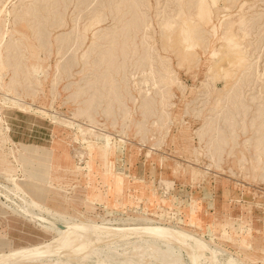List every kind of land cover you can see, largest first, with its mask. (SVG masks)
I'll use <instances>...</instances> for the list:
<instances>
[{
	"label": "rangeland",
	"instance_id": "obj_1",
	"mask_svg": "<svg viewBox=\"0 0 264 264\" xmlns=\"http://www.w3.org/2000/svg\"><path fill=\"white\" fill-rule=\"evenodd\" d=\"M36 1L0 0V117L14 141L38 145L23 146L21 168L14 161L10 172L0 169L1 187L13 190L22 178L24 190L12 191L11 201L0 195V263L14 247L43 246L55 235L12 211V202L32 197L90 226L133 229L147 218L184 229L223 250L220 264L229 255L264 264V0H218L210 21L197 26L195 58L183 62L162 22L194 12L197 0ZM239 17L250 66H215L225 27ZM165 69L173 83L160 82ZM150 71L157 85L150 81L147 91ZM35 209L31 217H46ZM129 258L114 250L92 256L108 264Z\"/></svg>",
	"mask_w": 264,
	"mask_h": 264
},
{
	"label": "bare ground",
	"instance_id": "obj_2",
	"mask_svg": "<svg viewBox=\"0 0 264 264\" xmlns=\"http://www.w3.org/2000/svg\"><path fill=\"white\" fill-rule=\"evenodd\" d=\"M34 1H36V0H34ZM45 1H48V0H45ZM45 1H43V2H45ZM186 1L188 2V0H186ZM217 1L218 0H197L196 8H195L194 12H192V13L187 12L188 13L187 14L184 11H180L179 17L176 16V18H178L177 21H174V22L164 21V22H162V24H163L162 28H164V31H166L168 33L170 32L169 35L173 34L172 36H174V41L178 46V47H176L178 49V51L177 50L176 51H177V55L180 58V62L181 61L182 62L183 61H191L192 59L195 58L196 52L194 51V48L197 44H199V39L201 38L199 36L197 26L199 25V23L207 24L210 21V16L212 14V6H214V8H215ZM36 2H38V1H36ZM175 2H177V0ZM178 2L182 3L183 0H178ZM39 3H36V4H39ZM185 4L188 5V3H185ZM30 5H32V4H30ZM192 6H195V5H192ZM107 8H109V7H107ZM185 9H187V7H185ZM3 12H4L3 10H0V19L3 16ZM110 12H111V10H110ZM12 13H14V12H12ZM114 13H115V11H114ZM243 13H244V11H243ZM135 14L138 15L137 13H135ZM25 16L26 17L29 16L28 12L25 13ZM116 16H117V14H116ZM31 18H33V16ZM102 18L100 16L95 17V19L92 20L93 22H91V23L89 22L90 24L85 27V30L90 28L92 25H96V24L100 23ZM22 19H23V17H22ZM42 19L44 20V17ZM169 19H170V17H169ZM37 20H38V18H37ZM40 21H42V20H40ZM228 21H229V19H228ZM244 22H245V20L243 17V19L240 18L239 20L229 21L227 23V25L225 27V34H223L224 36L222 38L223 39V44H222L223 50L221 49L220 52L218 53L219 56L216 59V62L214 63L215 66H217V64L219 62L222 64V67H223V65H230L231 64L232 67L234 66V70H235V68H237V70H238L240 68H242V69L247 68L248 65L250 66L249 59L246 56V54H245L246 52H244V49H243L244 48L243 47V41L247 35L246 31L243 27ZM32 23H34V22H32ZM35 23H36V21H35ZM38 24H39L38 26L41 25L40 23H38ZM29 25H32V24H29ZM42 25H43V23H42ZM236 26H240L243 28L241 37L239 35L240 38H238L235 34V30L237 28ZM31 27H33V25L30 26L29 30H31ZM33 28H34V30H37V27H33ZM212 28H213V30L212 29L211 30L214 33L215 29H214V27H212ZM32 33H34V31ZM80 33H82V32H80ZM84 33H85V31H84ZM79 34L77 36H79ZM13 36L14 35H12V37ZM235 36L237 38H235ZM16 41H17V38H16ZM94 41H96V40H94ZM107 51H105V52H107ZM111 51H113V50H111ZM8 52H9V50H8ZM5 53H7V52L5 51ZM16 58H18V57H16ZM19 59H21V58H19ZM79 62H81V59ZM73 63H74V60H73ZM100 63H102V62H100ZM100 63H99V66L101 65ZM16 67H17V65H16ZM104 67H106V66H104ZM216 68H218V67H216ZM223 68H221V69H223ZM227 68H229V67H227ZM217 70H219V72H220V68ZM34 71L36 72V69ZM215 71H216V69H215ZM152 72L150 71V75L148 76L150 78H146V80H143L144 83L147 84V91L148 90L150 91V88H148V87L151 83H152V85H157L156 81H154L152 79L153 77H151V75H153ZM170 72L171 71H169L168 69H165V73L167 74V77H165V78L161 77L160 82H164L165 84H168L171 82L173 83L174 80H173L172 76H170ZM224 72H225V70H224ZM30 73H28V74H30ZM110 74H108V75H110ZM103 75H101L100 78H103L102 77ZM226 76H227V72L222 74L223 78ZM260 76L264 77V70L260 73ZM106 77L108 78V76H106ZM21 80L23 81V79H21ZM16 81H18V80H16ZM97 81H98V79H97ZM150 81H151V83H150ZM12 82H11V84H12ZM103 82H104V80H103ZM105 82H104V84H106ZM108 82H110V81H108ZM20 83H25V82H20ZM11 84L9 86H12ZM108 84H110V83H108ZM25 85H26V83H25ZM13 86H15V85H13ZM8 89H9V87H8ZM9 91H10V89H9ZM112 95H113V93H112ZM106 97H107V94H106ZM76 98H78V96H76ZM74 101H76V99ZM87 102L89 103V101H87ZM91 105H92V103H91ZM85 113H87V112H85ZM76 114L78 115V113H76ZM0 120H2V122H3L2 123L3 127H1V125H0V150L2 152H4V154H5V155L0 154V169L4 170V172L8 173L13 168V162L14 161L18 162V164L20 165V168L22 167L20 164V161H19V155L22 153L23 146H38V145L26 144V143L14 141V139L10 135V127H9L8 122L3 120L1 117H0ZM88 132H89V134H91L92 130H88ZM83 133H84V135L86 134V132H83ZM93 134H94V132L92 133V135ZM96 134L97 133H95V135ZM90 137H91V135H90ZM93 137H94V135H93ZM104 137H105V139L104 138L103 139L106 141L105 143L109 144L110 139L108 140V137H106V136H104ZM81 138H83L82 140H84V141L87 139L85 136L84 137L81 136ZM10 143L14 144L13 146H15V148H16L15 150L11 149L9 147ZM49 149L51 150V148H49ZM176 166H178V165H176ZM21 180H22V178H16L15 179V187L13 190L10 189L11 191L8 188H7L8 190L6 191L4 189V187L0 186V195L5 196V198H7V200L9 201V199L11 197L10 194L12 193V191L14 192L15 189L19 190V191L20 190L24 191L21 184H20ZM168 183L169 182H165V184L167 186H169ZM46 185L47 186L49 185L48 181H47ZM11 199H12V197H11ZM11 199H10V201H11ZM12 206H13V209L11 208L12 211L14 213L18 214L21 218H24L27 221H29L30 223H34L35 225L40 224L41 229L44 232L55 234V235H53L51 237L50 241H48L46 244L44 243L43 246H39V247H25V246L14 247L12 250L9 251V253H10L9 259L6 261H3L0 264H102V263L108 264L107 262H105L104 259H102L100 262L95 261L92 259V256L104 255L105 252L113 251V250L114 251H123V252H126L127 254H130L129 262L131 264H133V261H142L145 258H147L149 260L148 264L155 263V261L151 258V254H156L159 258H161V260H160L161 263L167 262L168 264H220V262L218 261V254H221L223 250L217 249V248H210L209 243L207 241H205L203 238L197 237L193 233H190L184 229L176 228V227H172V226L158 225L157 223H155L152 220H149L147 218H144V220H147L149 222V225H146L145 227H135L133 229L125 228V227H123V228L113 227L111 225L105 224V222L100 223L101 226L98 224H95V223H90V224L95 225V226H90V225H86V223L84 221H78V220L73 221L70 218H66L61 213L51 211V210L46 209V208L44 209L43 207L40 206V203L38 201H36L35 199H33L32 197H31V201L28 204L26 203V205H22V204L18 205L17 203L15 204L12 202ZM35 208L37 209L38 212L45 211L46 217L40 216L41 218H43L42 220L36 218L35 216H36L37 212L34 211ZM33 212H36V213L34 214ZM29 214H34L35 216L33 217V215H32V217H31V215H29ZM42 214H44V213H42ZM37 215L39 216L40 214L38 213ZM59 224H62L63 226L61 225L62 227H60ZM80 225H84V227L82 228ZM57 226L60 229L61 228H63V229L58 230ZM91 228H95V229L90 230ZM3 255L4 254L0 253V259L3 257ZM224 263L225 264H239L240 261L237 260L234 256L229 255L227 257V261H225Z\"/></svg>",
	"mask_w": 264,
	"mask_h": 264
},
{
	"label": "water",
	"instance_id": "obj_3",
	"mask_svg": "<svg viewBox=\"0 0 264 264\" xmlns=\"http://www.w3.org/2000/svg\"><path fill=\"white\" fill-rule=\"evenodd\" d=\"M60 227H62L60 224H59Z\"/></svg>",
	"mask_w": 264,
	"mask_h": 264
}]
</instances>
